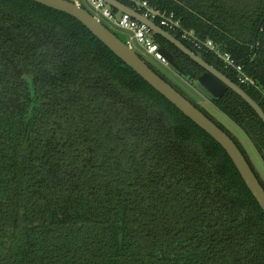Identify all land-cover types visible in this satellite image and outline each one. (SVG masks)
<instances>
[{
  "label": "trees",
  "instance_id": "1",
  "mask_svg": "<svg viewBox=\"0 0 264 264\" xmlns=\"http://www.w3.org/2000/svg\"><path fill=\"white\" fill-rule=\"evenodd\" d=\"M146 1L241 64L258 89L181 40L264 110V0ZM153 38L197 80L199 64ZM208 97L264 163L252 107L231 89ZM0 264H264V212L220 144L81 22L0 0Z\"/></svg>",
  "mask_w": 264,
  "mask_h": 264
},
{
  "label": "water",
  "instance_id": "2",
  "mask_svg": "<svg viewBox=\"0 0 264 264\" xmlns=\"http://www.w3.org/2000/svg\"><path fill=\"white\" fill-rule=\"evenodd\" d=\"M31 1L67 13L76 18L119 59L132 68L141 78L162 94L185 116L191 119L196 125L218 142L235 165L247 188L264 212V187L260 183L258 177L234 139L210 117H208L200 108L194 105L187 97H185L168 81L162 78L150 65H148L140 54L134 50L133 45L128 42L127 36H120L111 30L99 17L84 7L81 0L77 2L74 0ZM103 1L115 9L116 19H120L122 13H128L132 17L144 23L151 30L153 36H162L185 55L199 64L204 71L197 77V83L213 98H219L227 89H231L252 107L264 123V110L262 107L238 84L229 79L220 70L203 60L200 54L189 49L180 39L176 38L173 34L122 1ZM160 52L171 66L178 69L173 55L168 50L161 47Z\"/></svg>",
  "mask_w": 264,
  "mask_h": 264
},
{
  "label": "built area",
  "instance_id": "3",
  "mask_svg": "<svg viewBox=\"0 0 264 264\" xmlns=\"http://www.w3.org/2000/svg\"><path fill=\"white\" fill-rule=\"evenodd\" d=\"M75 2L79 0H74ZM89 5L93 14L102 21H106L111 26L125 30L128 35V42H135L142 51L150 55L155 60L164 65H168V61L160 52L159 44L154 40L151 30L138 19L132 17L128 13H122L120 19L115 17V9L103 0H82ZM132 5L131 8L140 12L148 19L154 21L160 27L168 32L177 34L180 40H184L194 47L197 51L210 52L223 62L227 69L235 72L237 80L240 84L259 88L256 80L249 76L243 69V66L237 63L228 52H223L211 40L201 38L194 29H187L183 26L181 20L176 17L173 11H166L154 8L149 5L146 0H127ZM83 3V5H84ZM89 10V11H90ZM133 45V44H132Z\"/></svg>",
  "mask_w": 264,
  "mask_h": 264
},
{
  "label": "rangeland",
  "instance_id": "4",
  "mask_svg": "<svg viewBox=\"0 0 264 264\" xmlns=\"http://www.w3.org/2000/svg\"><path fill=\"white\" fill-rule=\"evenodd\" d=\"M82 3L84 2L82 1ZM84 7L90 10L87 3H84ZM103 22L118 35H128L125 30L111 26V24L106 21ZM132 44L134 50L137 51L146 61H148L154 68L164 75L171 83L176 85L186 97L198 103V105L201 106L214 120L220 123L232 136L237 139L258 177L264 182V163L254 149L252 143L236 124H234L227 116L213 106L209 100L207 92L197 83V80H189L187 77L179 75L177 70L170 64H162L142 51L135 42H132Z\"/></svg>",
  "mask_w": 264,
  "mask_h": 264
},
{
  "label": "flooded vegetation",
  "instance_id": "5",
  "mask_svg": "<svg viewBox=\"0 0 264 264\" xmlns=\"http://www.w3.org/2000/svg\"><path fill=\"white\" fill-rule=\"evenodd\" d=\"M261 180V179H260ZM262 181V180H261ZM263 182V181H262ZM264 183V182H263Z\"/></svg>",
  "mask_w": 264,
  "mask_h": 264
}]
</instances>
